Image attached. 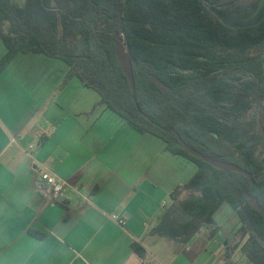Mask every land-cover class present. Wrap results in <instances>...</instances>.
I'll return each mask as SVG.
<instances>
[{
	"label": "trees",
	"instance_id": "1",
	"mask_svg": "<svg viewBox=\"0 0 264 264\" xmlns=\"http://www.w3.org/2000/svg\"><path fill=\"white\" fill-rule=\"evenodd\" d=\"M260 0H0V71L17 53L57 59L99 96L98 106L138 134L164 144L195 171L171 193L172 204L151 235L184 247L197 234L216 236L213 215L227 203L247 236L248 264H264V17L232 28L211 12L217 8L246 20ZM131 53L135 101L115 54ZM157 78L169 90L157 85ZM139 110V111H138ZM236 165L250 180L222 171L184 149ZM186 197L179 199L182 193ZM238 244V243H237ZM234 245L233 250L237 248ZM143 255V249L131 244ZM227 264H235L228 261Z\"/></svg>",
	"mask_w": 264,
	"mask_h": 264
},
{
	"label": "crops",
	"instance_id": "2",
	"mask_svg": "<svg viewBox=\"0 0 264 264\" xmlns=\"http://www.w3.org/2000/svg\"><path fill=\"white\" fill-rule=\"evenodd\" d=\"M19 54L44 56L17 53L0 71V264H227L240 225L230 207L211 240L203 231L180 247L150 234L194 173L190 162L66 81L63 62L32 57L18 68ZM44 167L67 181L63 205L37 186Z\"/></svg>",
	"mask_w": 264,
	"mask_h": 264
},
{
	"label": "rangeland",
	"instance_id": "3",
	"mask_svg": "<svg viewBox=\"0 0 264 264\" xmlns=\"http://www.w3.org/2000/svg\"><path fill=\"white\" fill-rule=\"evenodd\" d=\"M12 2L19 7L23 6V4H24V0H12ZM211 12L213 14H215L216 16H218L222 20V22L229 27L245 28V27L253 26V25L257 24L260 20H262V18L264 17V0H260V4H259V8H258L257 12L253 16H251L250 18H248L246 20H235V19L223 14L217 8H211ZM32 57H37V59H43V58L45 59V56H37V55L35 56L33 54H27V55L26 54H19L18 59L16 60V62H14V67L16 66L18 68H20V67L28 68L27 67L28 65H24V64H21L19 62L21 59H25V58L33 59ZM34 68H36V67H33L32 69H34ZM263 68H264V63H263ZM40 77L41 76L38 75V73H37V76L33 80L36 82L38 80V78H40ZM125 126L128 127V125L126 123H125ZM176 159L177 160L179 159L183 163V160H181L180 157L176 156ZM187 165H188V167H190V168L192 167L193 169H195V167L192 164L188 163ZM185 197H186V193L184 192L181 194L179 199H183ZM224 207H226V208H221L216 215V222L215 223H216V226L219 228L221 226L222 227L224 226V222L227 219L226 212L229 211V208H227V207H230V206H224ZM219 239L222 241L221 237H218V240ZM235 244H237V248L232 251ZM247 250H248L247 236H245L244 238H240V235L235 234L233 236L231 243H229L230 253L227 254L229 257V259H227V260L232 261V262L237 263V264H248V260L246 258V251ZM233 253H235V254L233 255Z\"/></svg>",
	"mask_w": 264,
	"mask_h": 264
},
{
	"label": "water",
	"instance_id": "4",
	"mask_svg": "<svg viewBox=\"0 0 264 264\" xmlns=\"http://www.w3.org/2000/svg\"><path fill=\"white\" fill-rule=\"evenodd\" d=\"M115 54L116 57L123 69V71L126 74V77L128 79V82L130 84V88H131V92H132V96H133V100L135 101V86H134V80H133V74H132V67H131V53L129 48H125L122 45V42H118L116 43L115 46ZM153 81L169 90V87H167L165 84H163L161 81H159L157 78H153ZM139 111V110H138ZM183 148L188 150L189 152L195 154L196 157L202 159L203 161H205L206 163L210 164L211 166L220 169L222 171H233L236 173H239L245 177H247L250 180V184H253V180L251 178V176L244 171L243 169H241L240 167L233 165V164H229L220 160H216V159H212L209 157L204 156L201 153L196 152L195 150H193L192 148H190L189 146H187L186 144H182ZM245 198L247 199V201L257 210L259 211L263 216H264V209L262 207L259 206V204L257 203V201L255 199H253L248 193L247 191H245Z\"/></svg>",
	"mask_w": 264,
	"mask_h": 264
},
{
	"label": "built area",
	"instance_id": "5",
	"mask_svg": "<svg viewBox=\"0 0 264 264\" xmlns=\"http://www.w3.org/2000/svg\"><path fill=\"white\" fill-rule=\"evenodd\" d=\"M36 183L39 189L50 195L55 203L64 204L66 199L65 190L68 186L67 181L60 179L50 169L44 167L38 171Z\"/></svg>",
	"mask_w": 264,
	"mask_h": 264
}]
</instances>
